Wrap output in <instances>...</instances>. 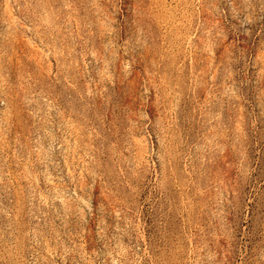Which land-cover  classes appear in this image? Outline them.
<instances>
[{"label":"rangeland","instance_id":"obj_1","mask_svg":"<svg viewBox=\"0 0 264 264\" xmlns=\"http://www.w3.org/2000/svg\"><path fill=\"white\" fill-rule=\"evenodd\" d=\"M0 264H264V0H0Z\"/></svg>","mask_w":264,"mask_h":264}]
</instances>
